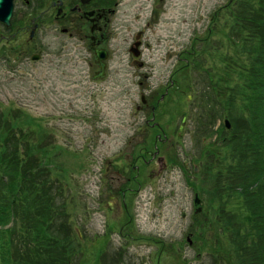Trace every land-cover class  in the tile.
<instances>
[{"label":"rangeland","instance_id":"374dc122","mask_svg":"<svg viewBox=\"0 0 264 264\" xmlns=\"http://www.w3.org/2000/svg\"><path fill=\"white\" fill-rule=\"evenodd\" d=\"M167 1L166 7L168 10L153 25L154 29L147 32L146 39L151 42L153 53L156 55L161 54L157 50V44L167 45L163 51L173 50L175 54L181 57H184L183 52L192 46H196L198 50L205 52V55L198 56L200 63L195 68L191 67V72L187 74V77L178 81V85H182L184 89L177 91L176 95L177 99H183V102L181 104L177 102L178 107L168 104L167 107L162 108L163 111H166L167 108L168 117H174L179 110L192 116L184 139H177V141L179 140L177 152L181 163L182 161H192L194 164L203 148V141L200 139L197 142L195 139L197 119L201 114L216 117L215 129L222 125L223 119L229 114L232 115L233 121L235 117L241 118L243 114V119L244 116L249 114L246 107L248 97V88L246 89V87H248V84L244 75L245 73L248 74V70L245 69L247 65L251 64L253 55L248 58V55L251 54L248 52L249 49L244 52L243 48L237 45L238 35L236 36L235 32L241 28V23L234 22L233 19L231 21L228 18L220 17L217 22L212 24L215 11L226 5L229 0ZM155 5L163 7L164 3H155ZM209 27L213 28L211 37L208 32ZM197 38L206 41L199 42ZM232 41L235 42L234 46ZM119 44L120 42L117 41L114 46L115 49ZM220 44L224 45V51L216 50L214 52L213 46L217 47ZM260 44H264V42L261 41L259 36H255L254 48ZM66 46V49L60 51H57V46H55L54 49L45 52L41 62L18 68L12 75L9 74L6 68L0 66V113L15 109L22 116L27 117L28 122L31 123L29 128L32 134L29 136L27 145H23V141L11 144L12 150L16 151L14 165L32 156L33 146L40 145L37 136L42 128L49 131L52 136L51 142L69 147L67 148L70 158L69 165L65 163V158L62 155L55 156L52 159L54 162L57 160L60 164H53L55 174L47 172L48 183L53 181L55 184V192L47 187L48 201L44 199V186L30 184L29 187V184L23 181L26 172L29 174L28 167L20 168L16 166L11 170L13 165L4 172L2 180L7 183L6 178L9 179V176H12V189L17 190L14 194L16 200L25 199V197L33 198L35 195L37 197L35 203L41 204L43 202L50 205L47 208L49 210L50 207L56 206L68 215L71 213L73 227L83 237L81 242L78 240H75V242L79 249L83 250L86 257L84 264H99L93 256V236L105 230L119 229L128 222L127 217L133 219L136 228L133 231L134 226H126L125 232H132L129 239L133 237V242L132 240L129 242L120 241L118 236H112L111 244L115 252L107 255L108 263L153 264L150 260L151 256L148 254V250L153 249L148 245L150 237L162 238L168 242H179L182 248H185L187 227L189 223L190 225L193 223L191 210L194 212V196L195 193L201 194L200 191L197 189L192 194V190H186L185 178L182 170L178 167L166 174L164 173L162 177L152 179L148 178L152 170L148 168L146 172L144 171V174L148 175L144 191L135 198L131 206L129 204L133 201L132 194H128L124 201L127 207L124 206V202L120 203L119 201L118 205L114 204L116 208L111 213V210L107 208L108 204L111 203L107 192L110 186L116 183V179L115 174L109 172L107 168L111 167V170L113 168V171H116L120 168L117 164L122 162L118 160L113 162L111 166L108 162L103 166L98 163V160L119 158V152L122 150L128 152L133 147H138L140 139L135 138L133 140L132 138L139 134L137 130L141 126L135 123L143 120L141 121L142 124L145 120V117H141L142 115L137 111V106L141 105V94L150 95L159 86L164 85L172 71L159 66L161 60L157 58L154 62L157 64L156 68L146 67L142 71L129 68L125 72L122 69H116L118 66L116 57L118 56L114 55L110 76L104 82H95L92 80V75L96 67L89 66L84 62L85 60L79 59L78 53L75 54L71 51L70 45ZM126 50V46L122 47V56L124 57ZM14 56L16 57L17 54ZM86 57L88 56L86 55ZM253 60L256 65H259L264 60V55L254 56ZM51 62L59 66L55 68L50 65ZM233 66L237 69H233ZM139 73L146 75L141 85L134 77ZM221 74L223 75L221 88H225V94L222 96L218 94L215 88ZM124 89L128 90L129 94L124 92ZM215 91L216 94H214ZM188 95L190 96L188 97ZM227 96L232 97L234 101L237 100V108L229 109L226 105H223ZM221 98L223 104L219 102ZM122 113L125 116H122ZM148 117L150 120L149 109ZM160 117L163 122L162 126L167 127V135L173 133V130L177 128V124L181 121L175 119L173 122H165L166 115L160 114ZM257 117L262 119L259 115ZM246 118L252 119V117L247 116ZM97 120L109 121V123L107 126H102L104 129L100 127L98 131L96 128ZM124 120H129V124H124ZM239 121L242 120L239 119ZM248 121L244 120L243 124L253 128V134L249 139H257L254 132V122L250 123L249 121L248 123ZM174 126V129H169ZM158 132L147 134L151 140V147ZM242 134L238 132L239 142L247 137V134ZM139 135H141L143 141L145 139L144 135L141 133ZM211 136L204 141L206 145L214 141V137ZM47 143L48 141L44 145ZM223 148H226L225 144ZM138 149L130 154H138ZM210 149L212 151L217 150V144L214 143ZM220 151L223 150L220 149ZM56 153V151H51V154ZM245 153L250 156L253 151L248 150ZM63 163L68 168L66 182L60 170L56 169V166L60 167ZM216 163L219 165V162L216 161ZM224 163L232 166L227 158L224 159ZM213 166L215 165L213 164ZM101 169L102 173H99ZM105 171H107V174ZM156 171L158 170L156 169ZM218 172L220 171H215L216 174ZM197 174L199 176L195 178L190 173L192 177L190 179L199 184L203 175L200 171ZM31 179L37 180V174H32ZM201 195L204 199L208 196L204 193ZM202 205L204 208L215 207L218 202ZM208 210L211 211L210 208ZM209 211L206 213L210 221L212 215ZM184 214L188 218L184 217ZM209 225L210 223H207L206 230L212 229L213 232H206L205 234L207 247H201V244H197L200 253L202 252L201 255L198 257L197 252H194V250H197L196 248L186 250L183 253L191 260L190 264H214L215 259L211 256L212 254L218 263L222 264L221 255L218 253L221 245L218 244L217 236L228 238L232 231V225H229L225 230L221 228L222 222L215 228ZM245 234L246 232L243 229L239 239L244 238ZM254 237H257V235L255 234ZM254 237H246L244 242L246 244L251 243L255 239ZM102 243L100 242V245ZM119 243L124 249L121 251L122 256L118 255L119 250L122 249ZM232 246H235V244H232ZM4 253V248L0 245V264H4L2 259ZM11 259H14V257ZM81 260L80 255L76 257L74 264H80ZM102 261L105 262L104 259ZM172 261H174V258L168 257L164 253L163 261H160L159 258L156 264H177Z\"/></svg>","mask_w":264,"mask_h":264},{"label":"trees","instance_id":"16d2710c","mask_svg":"<svg viewBox=\"0 0 264 264\" xmlns=\"http://www.w3.org/2000/svg\"><path fill=\"white\" fill-rule=\"evenodd\" d=\"M224 15L231 21L233 19L234 22L241 23L242 26L236 30L235 35H238V46L242 47L244 52L249 49L251 54L248 58L252 55H264V44L254 48L255 36H259L264 42V0H234L226 8ZM253 57L251 64H246L245 70H248V74L245 73L244 76L248 84L246 107L252 117L249 119L250 123L254 122L257 139H249L253 128L247 126L245 135L247 134L248 138L238 141L239 144L233 148L243 154L251 150L257 157L247 156L244 159L246 167L250 170L248 180H230L227 186L220 180L212 192L213 197H208L211 203L221 202L218 209L214 208L211 226L215 228L222 222L221 228L225 230L232 225L228 238L219 235L217 237H223L231 246H235L220 252L227 258L235 256L239 264H264V60L256 65ZM258 115L262 119H259ZM30 125L27 117L16 110L0 113V245L5 251L2 259L4 264H74L79 247L75 237L71 235L68 216H65L59 207L52 206L49 210L47 208L50 205L35 203V195L33 198L16 200L14 194L17 190L12 189V176L6 178L7 183L2 180L4 172L15 162L16 151L12 150L11 144L23 141V145H27L32 134ZM37 137L40 145L33 146L32 156L19 161L11 170L16 166L28 167L29 174L26 172L23 181L29 184V187L30 184L44 186V199L48 201L49 170L41 157L47 153L46 145H43L44 136L41 133ZM32 174H37V180L31 179ZM225 194L230 195H227L224 202ZM13 219L17 223L21 222L20 241L16 238V229L6 228ZM243 229L246 234L244 238L239 239ZM255 234L257 237H254ZM249 236L255 239L246 244L245 238ZM78 239L77 235L76 240ZM12 257L14 259H11Z\"/></svg>","mask_w":264,"mask_h":264},{"label":"flooded vegetation","instance_id":"af4514ba","mask_svg":"<svg viewBox=\"0 0 264 264\" xmlns=\"http://www.w3.org/2000/svg\"><path fill=\"white\" fill-rule=\"evenodd\" d=\"M162 0H13L12 24L6 27L0 22V58L5 55L18 54L17 63L23 55H28L35 46V41L41 39L48 43L50 39L57 41L62 48L69 44L79 55L85 52L92 54L91 64L97 65L94 49H105L110 54L109 41L114 37V31L129 36L131 28L136 30L133 43L137 35L140 37V48H151L147 40H143L146 29H151ZM144 25L145 28L136 29ZM142 32V33H141ZM111 42V41H110ZM143 50V49H142ZM133 58V56H132ZM6 59V58H5ZM87 60V58L85 59ZM165 61H174L173 68L179 65V57H173L167 51ZM136 59L133 58L134 65ZM172 68V69H173ZM176 80L171 76L166 88L157 90L154 96H160L156 108L167 98L177 93ZM174 89V90H173ZM164 91V92H163ZM148 106V104L146 105ZM152 105L151 112L155 109ZM146 149V147H145ZM148 155H140L146 158ZM134 161H139V158ZM137 161V162H138ZM129 162V161H128ZM128 162H126L128 164ZM149 162L151 159L144 161ZM137 170V179L140 177ZM121 175H125L122 173ZM126 187L113 188L112 194H126ZM114 198V197H111Z\"/></svg>","mask_w":264,"mask_h":264},{"label":"water","instance_id":"95a60500","mask_svg":"<svg viewBox=\"0 0 264 264\" xmlns=\"http://www.w3.org/2000/svg\"><path fill=\"white\" fill-rule=\"evenodd\" d=\"M5 0H0V13L2 14V12H4V7H5V2H4ZM0 14V15H1ZM0 17H2V16H0ZM10 17H11V12H10V9H9V11H8V14L6 13V17H4L3 18V20L7 23V24H9L10 23ZM99 53V52H98ZM99 58L100 59H103V55L102 54H100L99 53Z\"/></svg>","mask_w":264,"mask_h":264}]
</instances>
